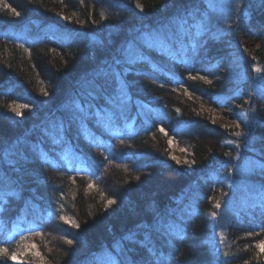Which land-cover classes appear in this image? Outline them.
I'll use <instances>...</instances> for the list:
<instances>
[{
	"label": "trees",
	"instance_id": "16d2710c",
	"mask_svg": "<svg viewBox=\"0 0 264 264\" xmlns=\"http://www.w3.org/2000/svg\"><path fill=\"white\" fill-rule=\"evenodd\" d=\"M211 1L0 0V264H264V0Z\"/></svg>",
	"mask_w": 264,
	"mask_h": 264
},
{
	"label": "rangeland",
	"instance_id": "374dc122",
	"mask_svg": "<svg viewBox=\"0 0 264 264\" xmlns=\"http://www.w3.org/2000/svg\"><path fill=\"white\" fill-rule=\"evenodd\" d=\"M227 2V3H231L229 6L230 7H234V6H236V5H238L240 2H241V0H212L210 3H209V7L210 8H212L213 10H219V8L221 7V8H225V4L223 3V2ZM234 5V6H233ZM260 34H262L261 33V31L259 32ZM257 45H261V42L259 41V43L257 44ZM224 73H225V69H223V70H221V72H220V75L221 76H223L224 75ZM258 89V88H257ZM259 90V89H258ZM245 101H247L248 102V104H247V102L246 103H242L240 106H239V108L237 109V110H235L237 113L239 112V113H241L240 115H241V117H243V119L245 120V121H247V123L248 122H250V123H252L255 119V117H256V104H257V102L255 101V100H252L251 98H249V97H247L246 98V100ZM254 123V122H253ZM240 169V168H239ZM239 169H238V171H239Z\"/></svg>",
	"mask_w": 264,
	"mask_h": 264
}]
</instances>
